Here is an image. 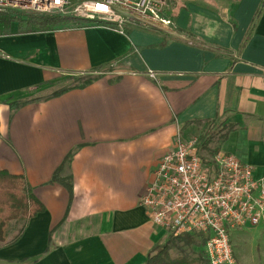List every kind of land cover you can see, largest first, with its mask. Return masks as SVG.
I'll return each mask as SVG.
<instances>
[{
    "label": "crops",
    "instance_id": "obj_1",
    "mask_svg": "<svg viewBox=\"0 0 264 264\" xmlns=\"http://www.w3.org/2000/svg\"><path fill=\"white\" fill-rule=\"evenodd\" d=\"M263 3L171 0L174 35L14 23L0 37V172L24 177L45 210L9 224L0 264H146L172 236L141 199L178 135L227 132L214 153L262 177ZM59 169L72 192L53 182Z\"/></svg>",
    "mask_w": 264,
    "mask_h": 264
},
{
    "label": "built area",
    "instance_id": "obj_2",
    "mask_svg": "<svg viewBox=\"0 0 264 264\" xmlns=\"http://www.w3.org/2000/svg\"><path fill=\"white\" fill-rule=\"evenodd\" d=\"M165 0H0V14L20 13L175 33ZM203 141L178 135L141 199L150 220L172 237L198 235L208 264H237L231 232L264 224V175L232 154L203 155Z\"/></svg>",
    "mask_w": 264,
    "mask_h": 264
},
{
    "label": "trees",
    "instance_id": "obj_3",
    "mask_svg": "<svg viewBox=\"0 0 264 264\" xmlns=\"http://www.w3.org/2000/svg\"><path fill=\"white\" fill-rule=\"evenodd\" d=\"M263 6L264 3L262 7ZM73 21L76 20L34 14H22V16H20L19 13H2L0 14V37L8 35L14 23L18 24L20 33H38L51 31L58 26H63ZM90 82L91 80H87L84 85H87ZM65 91L66 90H62L57 94H61ZM228 130L230 132L233 130V127L230 126ZM226 133L218 131V140H223ZM205 143L204 145L206 146L208 143ZM70 157H68L66 162L69 161ZM60 172L61 169L55 173L53 182L64 184L67 186L68 190L72 192L70 182L61 179L59 175ZM44 210V206L33 195L32 189L26 183L24 177L14 176L6 171L0 172V243L5 244L7 242V228L11 222L17 220L28 221L44 212ZM22 233L23 229L19 231L9 243H15ZM169 244L170 241L164 246L157 247L155 250L158 253L155 256H150L146 264H163L166 258L160 259V255L169 249Z\"/></svg>",
    "mask_w": 264,
    "mask_h": 264
},
{
    "label": "rangeland",
    "instance_id": "obj_4",
    "mask_svg": "<svg viewBox=\"0 0 264 264\" xmlns=\"http://www.w3.org/2000/svg\"><path fill=\"white\" fill-rule=\"evenodd\" d=\"M168 1V2H167ZM170 6L171 0H166ZM172 6V5H171ZM17 14V13H16ZM170 16L169 11L167 12ZM20 16L22 14L19 13ZM91 26L101 27L98 23H90ZM15 28L13 25L12 29ZM107 69V71H110ZM90 77L74 78L69 86L84 84ZM215 128V127H214ZM218 129L211 128L198 136L202 141L208 143L203 146V155L209 159L219 146L217 135ZM205 143V144H206ZM19 231H13V237ZM231 242L237 264H264V224L254 227H245L231 232ZM204 240L198 236L170 237L169 249L161 254V258H166L163 264H208L204 256Z\"/></svg>",
    "mask_w": 264,
    "mask_h": 264
}]
</instances>
